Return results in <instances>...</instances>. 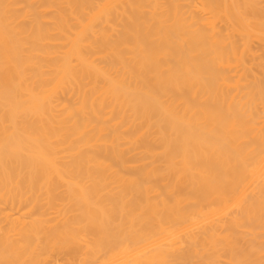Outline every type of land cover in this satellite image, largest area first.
Returning <instances> with one entry per match:
<instances>
[{
	"label": "bare ground",
	"instance_id": "obj_1",
	"mask_svg": "<svg viewBox=\"0 0 264 264\" xmlns=\"http://www.w3.org/2000/svg\"><path fill=\"white\" fill-rule=\"evenodd\" d=\"M0 264H264V0H0Z\"/></svg>",
	"mask_w": 264,
	"mask_h": 264
}]
</instances>
